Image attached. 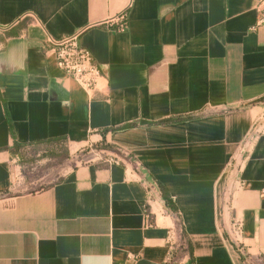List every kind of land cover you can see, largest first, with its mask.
<instances>
[{
    "label": "crops",
    "instance_id": "obj_1",
    "mask_svg": "<svg viewBox=\"0 0 264 264\" xmlns=\"http://www.w3.org/2000/svg\"><path fill=\"white\" fill-rule=\"evenodd\" d=\"M257 3L0 0V264H264ZM124 12L126 31L100 25ZM73 34L102 74L92 92L46 48ZM54 143L124 162L18 191L21 152Z\"/></svg>",
    "mask_w": 264,
    "mask_h": 264
},
{
    "label": "built area",
    "instance_id": "obj_2",
    "mask_svg": "<svg viewBox=\"0 0 264 264\" xmlns=\"http://www.w3.org/2000/svg\"><path fill=\"white\" fill-rule=\"evenodd\" d=\"M256 11L258 15L257 26L264 25V0H258ZM100 25L118 32L126 31L128 28V15L124 12L116 18L106 20ZM78 38L79 34L63 36L61 38L48 37L46 48L55 54L57 66L66 76L77 82L87 92H92L96 89L98 80L102 77V74L93 55L87 48L80 45ZM118 151L117 155L108 157L106 160L109 163L123 164L124 152ZM136 166L139 167V164L137 163ZM144 183L148 190L150 202L152 193L155 190V184L145 180ZM146 225L148 227L152 226L148 215Z\"/></svg>",
    "mask_w": 264,
    "mask_h": 264
},
{
    "label": "rangeland",
    "instance_id": "obj_3",
    "mask_svg": "<svg viewBox=\"0 0 264 264\" xmlns=\"http://www.w3.org/2000/svg\"><path fill=\"white\" fill-rule=\"evenodd\" d=\"M117 149L101 150L96 147L85 148L75 152L65 143L44 144L25 150L19 155L15 165L20 166L19 177H25L24 184L18 191H30L38 185L60 180L65 171L80 163H86L94 159H107L117 155ZM44 176L39 183L38 178Z\"/></svg>",
    "mask_w": 264,
    "mask_h": 264
},
{
    "label": "trees",
    "instance_id": "obj_4",
    "mask_svg": "<svg viewBox=\"0 0 264 264\" xmlns=\"http://www.w3.org/2000/svg\"><path fill=\"white\" fill-rule=\"evenodd\" d=\"M22 146L21 145H15V150L20 149ZM161 192H162V197L166 203L167 208H169L171 211L173 212H177V208L173 202V200L171 199L169 193L166 191V189H164L162 186H160Z\"/></svg>",
    "mask_w": 264,
    "mask_h": 264
}]
</instances>
